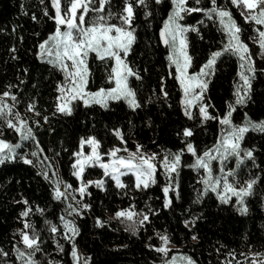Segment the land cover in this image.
<instances>
[{"label": "trees", "instance_id": "trees-1", "mask_svg": "<svg viewBox=\"0 0 264 264\" xmlns=\"http://www.w3.org/2000/svg\"><path fill=\"white\" fill-rule=\"evenodd\" d=\"M148 2L152 15L146 22L144 10H137L133 25L137 29V39L127 57L142 77V80L130 78L141 107L130 109L124 101L110 102L106 108L96 104L85 106L77 101L72 114L66 115L56 110L57 82L63 81V73L36 55L38 45L56 28L55 21L49 18L54 16L49 0H45L44 5L40 0H0V93L8 90L18 98L16 111L28 122L35 137V140H21L19 134L0 122L1 138L20 144L14 159L0 163V248L8 253L7 257L0 256V264H23L17 259L13 245L24 248L22 242L18 243L20 235L17 229H23L25 220L32 223L40 234L42 251L34 257L40 264H48L49 260L73 264V243L88 264H162L160 253L155 251L161 244L158 233L168 235V245L178 253L192 257L196 264H228L239 253L264 252V132L250 130L242 141L244 148L255 147L254 155L259 167L254 168L251 161H246L245 166L238 170L239 182L246 181L250 175L260 177L253 195L245 200L247 213L241 214L233 202L221 203L213 193L194 203L200 183L198 173L189 167L194 156L187 153L186 141L193 143L197 152L202 154L216 143L221 125L215 119L201 124L196 110L193 112L195 119L190 120L184 115L180 104L181 89L166 59L168 48L159 38L170 0H163L159 5L155 0ZM187 3L190 7L196 6L195 0ZM218 3L229 6L243 29L242 38L251 51L258 52V45L248 39L254 35L252 26L245 23L240 10L231 6L230 0H218ZM45 6L48 16L44 15ZM121 6L122 0H112L113 11ZM200 6L209 7V0H201ZM62 7L66 9V0H62ZM112 22L119 23L115 19ZM182 23L198 29L186 35L188 52L192 57L190 72H198L210 53L221 49L227 40L219 30L218 22L208 20L203 13L186 14ZM254 61L257 72L252 80L251 99L245 105H235L232 113L233 122L238 125L244 122L245 113L252 120L264 119V72L260 71L264 69V59L255 55ZM112 63L110 60L102 62L93 53L89 54L90 75L86 90L95 92L101 87L114 86V82L108 79ZM238 71L239 63L235 56L224 54L218 58L204 94L209 105L207 110L213 116H222L229 110V104H234ZM161 77L164 78L167 98L159 92ZM8 85L12 87L9 89ZM29 103L35 104L33 111H27ZM186 127L193 131V135L187 138L183 135ZM114 128L121 129L126 144L116 138L112 131ZM88 136H95L101 142L100 151L103 153L113 146L135 151L137 144L143 146L144 152H156L160 156L166 150L175 153L184 149L177 170L179 175L172 174L178 179L180 198H176V190H170L168 195L172 203L167 209L163 207V188L168 180L161 169L156 171V182L147 188L137 189L133 177L128 175L122 179L126 187L119 189L111 179L103 177L101 169L87 168L83 182L104 179V190L87 187L83 202L90 203L91 210H82L83 215L80 216H67L64 213L67 202L53 199L52 173L54 171L73 189L78 188L79 182L73 175V153L79 150L80 139ZM37 143L42 151L36 147ZM33 151H37L40 163L31 156ZM23 156L32 159L33 164H25ZM49 164L54 167L45 169ZM42 170L48 171L49 179L41 174ZM23 200L28 201L27 206ZM129 205H133L137 212H147L148 208L159 211L150 215L149 221L133 235L125 230L129 223L126 219L114 218L115 211ZM37 206L44 210L43 215L36 211ZM25 207H31V212L28 217H20ZM62 215L69 220L74 219L79 229L74 240L64 239L59 219ZM97 217L106 223L97 226ZM192 218H196L195 224L185 227L183 221ZM45 219L58 227L55 241L44 223ZM193 234L197 235V240L192 239ZM57 242L63 246V251L57 249Z\"/></svg>", "mask_w": 264, "mask_h": 264}, {"label": "snow or ice", "instance_id": "snow-or-ice-1", "mask_svg": "<svg viewBox=\"0 0 264 264\" xmlns=\"http://www.w3.org/2000/svg\"><path fill=\"white\" fill-rule=\"evenodd\" d=\"M66 9L62 7V0H51L52 8L55 9V16L49 17L55 21V31L50 33L38 47L37 57L42 61L47 62L56 70L63 73V81L57 82V91L60 93L56 97V110L59 113L71 115L75 104L73 102L82 101L85 106L91 104H99L102 107H107L109 101H117L123 99L128 106L136 110L141 107L138 100L136 90L130 85V78L134 77L136 80H142L138 70L133 68L127 60L129 53L137 39V29L133 26L136 19V12L138 9H143V15L147 22V18L152 15L149 10L148 0H122V6L113 11L112 0H66ZM163 0H155V4L159 5ZM42 5L45 0H40ZM210 6L203 7L201 0H195L196 6H188L187 0H170V7L167 11L166 18L163 19V26L159 30L160 41L168 48L166 59L169 65L175 67V80L178 82L182 91L180 104L183 108L184 115L188 119H195L194 113L191 111L193 106L198 107L201 124L209 119L218 120L221 125L220 136L217 137L216 143L202 154H199L193 143L187 142L185 147L187 152L191 153L195 160L189 165L193 170L199 173L203 169V175L200 177L202 183V190L198 191L194 203H199L200 200L208 194L213 192L217 199L223 203L228 204L232 197L236 199V206L241 214H246L248 209L245 204V199L254 193V186L260 177L257 175L244 181L243 185L237 187L239 184L238 170L245 166L246 161H251L252 167L258 168L254 155L255 147L244 148L242 141L245 133L250 129L264 132V119L259 121L252 120L247 113L242 124H235L233 122L232 113L235 111V105H245L251 99L252 80L255 78L257 69L255 66L254 56L259 55L264 59V28L256 26H264V0H230L231 6L240 10V15L243 17L245 23L252 26L254 35L249 36L248 39L258 45L259 51L253 52L250 50L248 43L242 38V27L234 18L233 12L226 4L218 3V0H209ZM78 9L81 10L78 14ZM203 13L208 20L218 22V28L224 34L227 40L223 47L219 50L212 51L206 60L201 65L198 72H190L192 65V57L188 52V40L186 33L189 31L197 32L198 29L191 24L182 23L185 20L186 14ZM89 13H92L90 19H86ZM44 15L48 16L49 12L47 6L44 8ZM33 20L36 19L33 15ZM118 20L119 23L112 22ZM200 23V22H198ZM61 26H64L63 29ZM90 53H95L97 60L102 62L112 61L111 72L108 75L109 81L114 82L113 87H101L95 92L86 90L90 69L88 65V57ZM224 54L235 56L239 63L238 76L242 84L236 85L234 92L235 102L229 104V110L222 116H213L208 112L209 105L205 102L204 92L208 88V77L212 74V70L217 63V59ZM70 62V63H69ZM264 72V69H260ZM27 72V69H25ZM163 77H161V85L159 92L164 98L168 97V92L163 85ZM23 83V81H21ZM8 85L7 88H11ZM10 97L13 101L9 104L5 98ZM18 98L10 91L6 90L0 93V120H3L9 129H13L21 140L33 139L35 140L33 130L28 126V122L21 118L19 112H13L15 103ZM35 104L29 103L27 111H33ZM39 115V113H37ZM45 121L48 117H44ZM36 123H39L36 121ZM113 134L122 144H126L124 135L119 128H114ZM185 138L193 135L190 128L183 129ZM87 144L91 151L87 154L83 150L73 153L77 157L73 164V175L77 179L82 178L86 165L98 164L104 171V176H111L115 185L119 189H123L126 185L121 181V176L131 173L135 177V187L140 189L149 187L154 184L155 173L157 165L164 169L168 184L163 188L165 194L163 207L169 208L172 201L169 197L170 190H176V198H180L178 191V179L173 177L176 173L178 177V168L181 164V156L184 149L178 152L164 151L163 158L160 159V154L152 152L151 154L143 151V146L136 145L135 151H130L127 147L123 149L113 146L107 153L100 151L101 142L95 136H88L86 139H80V147ZM20 147L19 143L12 144L5 139L0 138V163L5 160H12L16 154V149ZM36 147L40 149L39 143ZM41 151L43 149H40ZM127 152L126 156L117 155L119 152ZM108 156L107 162L102 160V156ZM32 157L37 158V163H40L37 151L31 152ZM235 158V168H225V161L229 158ZM25 164H33L32 159L27 156L21 157ZM45 160L48 158L45 157ZM220 162L219 173L213 170V161ZM54 167L49 164L45 169ZM264 171V170H262ZM41 174L45 179H49L47 170H42ZM53 199L56 201L67 202L64 213L67 216L83 215L82 210H91L90 203L83 202V197L87 192L89 184L95 183L96 187L104 190V181H87L84 183L81 179L79 188L73 189V192H79L81 199L77 200L75 195L68 192L67 189L72 188V185L62 181L53 171ZM175 182V189L173 183ZM61 185L64 191L61 190ZM91 195V193H88ZM75 201V204L69 201ZM27 206L28 201L23 200ZM36 211L41 215L44 210L37 206ZM159 210L148 208L147 212L135 211L133 205L128 208H122L115 211L114 218H124L129 223L126 231H131L135 235L145 222L149 221L150 215H155ZM31 212V207H25L20 212V217H28ZM63 226L64 239L74 240L79 234V229L75 224L74 219L69 220L65 215L60 218ZM97 226H102L106 221H102L99 217L96 218ZM123 222V220L121 221ZM196 218L185 219L183 221L185 227L190 224H195ZM44 223L48 225L52 239L56 240L58 234V227L51 221L45 219ZM30 230V231H28ZM20 235V242L24 245V249L19 248L16 244L13 245V251L16 253L17 259L22 260L23 264H40L35 260V254L41 252L40 234L35 226L24 221L23 229H17ZM161 241L159 247L155 251L167 256L169 249L167 245L170 243V238L166 234H157ZM151 239V237L149 238ZM193 240H197V235L193 234ZM148 247H154L148 245ZM251 247V246H249ZM57 249L63 251V246L57 242ZM231 255V253H230ZM252 257L251 264H264V252H249ZM0 256L7 257L8 253L0 248ZM71 256L73 264H88L87 259L82 258L77 250L75 243L72 244ZM27 257V259H24ZM259 258V259H258ZM48 264H59L57 261L49 260ZM164 264H196V261L189 256H173L171 260H165Z\"/></svg>", "mask_w": 264, "mask_h": 264}, {"label": "rangeland", "instance_id": "rangeland-1", "mask_svg": "<svg viewBox=\"0 0 264 264\" xmlns=\"http://www.w3.org/2000/svg\"><path fill=\"white\" fill-rule=\"evenodd\" d=\"M189 0H187V2H188ZM49 3H50V6H51V8H52V5H51V0H49ZM53 9V12H54V16H55V9L54 8H52ZM81 10H79L78 9V14H79V12H80ZM93 14L92 13H89L88 14V16L86 17V19H90L91 18V16H92ZM183 22V21H182ZM62 27V29H63V27L64 26H61ZM256 27H262V28H264V26H256ZM186 35H187V33H186ZM227 42V41H226ZM94 55H95V53H93ZM218 60V59H217ZM70 63V62H69ZM168 64H169V62H168ZM169 67L170 68H172L173 70H174V72H175V67H174V65H172V66H170L169 65ZM191 68V67H190ZM189 71H190V69H189ZM213 72H214V68H213V70H212V74L208 77V83H209V80H210V78L212 77V75H213ZM237 84H242V81L240 80V77L238 76V81H237V83H236V85ZM206 92V91H205ZM205 92H204V94H205ZM203 94V95H204ZM58 95H60V93L58 92ZM181 96H182V91H181ZM5 100L9 103V104H12V100H11V98L10 97H7V98H5ZM117 101H124L123 99H121V100H117ZM80 102H82V101H80ZM110 102H115V101H109L108 102V104L110 103ZM125 102V101H124ZM74 103V102H73ZM83 103V102H82ZM125 104L128 106V104L125 102ZM92 105V104H91ZM96 105H99V104H96ZM89 106V105H88ZM129 107V106H128ZM130 108V107H129ZM131 109V108H130ZM17 110V108L16 107H14L13 108V112H17L16 111ZM194 110H196L197 111V113H198V115H199V109H198V107H196V106H193L192 107V109H191V111L192 112H194ZM62 114V113H61ZM67 115V114H66ZM200 116V115H199ZM0 122H4L3 120H0ZM13 130V129H12ZM251 130V129H250ZM249 130V131H250ZM255 131V130H254ZM246 134V133H245ZM1 136H2V134L0 133V138H1ZM119 148H121V149H123L124 147L123 146H120ZM81 150H83L84 151V153L85 154H87L88 152H90L91 151V148H90V146L89 145H87V144H85L84 146H83V149H81V147H80V145H79V150L78 151H81ZM16 151H17V149H16ZM187 153H189V152H187ZM189 154H191V153H189ZM117 155H123V156H126L127 155V152H124V151H121V152H119ZM192 155V154H191ZM193 156V155H192ZM160 159H162L163 158V156H160L159 157ZM76 159H77V157L75 156V161H76ZM109 159V157L108 156H102V160L103 161H105V162H107V160ZM194 160H195V157H194ZM75 163V162H74ZM212 165H213V170H214V172L215 173H219V169H220V162L219 161H213L212 162ZM232 166V167H231ZM236 167V161H235V158L233 157V158H229L227 161H225V168H226V170H227V168H235ZM87 168H99V169H101L102 170V172H103V177L105 178H109V179H111V176H104V171H103V169L102 168H100L99 167V165L98 164H96V165H86L85 166V170L87 169ZM158 169H161L163 172H164V169L162 168V167H160L159 166V164L157 165V170ZM74 170V169H73ZM84 170V171H85ZM197 172V171H196ZM84 174V173H83ZM83 174H82V177H83ZM156 174V173H155ZM164 174H165V172H164ZM128 175H130V176H132L133 177V179H134V184H135V177L131 174V173H127V174H125V175H123V176H121V181H122V179L125 177V176H128ZM203 175V169H200V171H199V173H198V176H199V183H200V177ZM76 178V177H75ZM56 179V177H52V183H53V180H55ZM77 179V178H76ZM82 179V178H81ZM81 179H77L78 180V182H79V186H78V188L80 187V184H81ZM99 180H101V179H99ZM103 181H104V179H102ZM112 180V179H111ZM91 181H93V180H91ZM94 181H97V180H94ZM113 181V180H112ZM114 182V181H113ZM123 182V181H122ZM84 183H87V182H84ZM114 184H115V182H114ZM244 184V182H240L239 184H237L236 186L237 187H239L240 185H243ZM151 185V184H150ZM89 186H95L96 187V185H95V183H93V184H89L88 185V187ZM116 186V185H115ZM141 187H143V186H141ZM202 188H203V185H202V183H200V190H202ZM61 190L62 191H64L65 189H64V187H63V185H61ZM67 191L68 192H70V193H72L73 195H75V197H76V199L77 200H79V199H81V197H80V193L79 192H73V188H70V189H67ZM208 193H213V192H208ZM213 195H215V197H217L216 196V194L215 193H213ZM84 198V197H83ZM247 199V198H246ZM245 199V200H246ZM69 202H71V203H73V204H75V201H69ZM230 202H233L235 205H236V199H235V197H232L231 199H230V201H229V203ZM237 208H238V206H236ZM24 246V245H23ZM167 247H168V249H169V253H168V255L167 256H164L162 253H160V255H161V257H162V264H164V261L165 260H171L172 259V257L173 256H177V257H179V256H185L184 254H181V253H178L177 251H176V249L174 248V247H171V246H169V245H167ZM24 249V248H23ZM78 250V249H77ZM78 253H79V251H78ZM159 253V252H158ZM79 255H80V253H79ZM81 256V255H80ZM24 259H27V257H25ZM259 259V258H258ZM251 260H252V257L249 255V252H243V253H239L237 256H235V257H232L229 261H228V264H251ZM23 262V261H22ZM82 262V261H81ZM81 262H80V264H81Z\"/></svg>", "mask_w": 264, "mask_h": 264}, {"label": "water", "instance_id": "water-1", "mask_svg": "<svg viewBox=\"0 0 264 264\" xmlns=\"http://www.w3.org/2000/svg\"><path fill=\"white\" fill-rule=\"evenodd\" d=\"M162 43V42H161ZM162 45L164 46V47H166L163 43H162Z\"/></svg>", "mask_w": 264, "mask_h": 264}]
</instances>
